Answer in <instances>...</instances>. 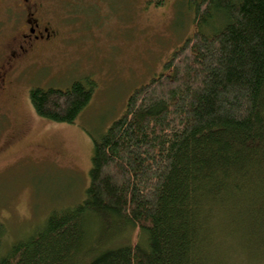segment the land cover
<instances>
[{
    "label": "trees",
    "instance_id": "obj_1",
    "mask_svg": "<svg viewBox=\"0 0 264 264\" xmlns=\"http://www.w3.org/2000/svg\"><path fill=\"white\" fill-rule=\"evenodd\" d=\"M188 2L196 30L94 138L84 198L0 249V264H212L224 243L264 256V0ZM92 94L83 80L29 90L61 122ZM124 223L144 239L109 245Z\"/></svg>",
    "mask_w": 264,
    "mask_h": 264
},
{
    "label": "rangeland",
    "instance_id": "obj_2",
    "mask_svg": "<svg viewBox=\"0 0 264 264\" xmlns=\"http://www.w3.org/2000/svg\"><path fill=\"white\" fill-rule=\"evenodd\" d=\"M110 1L104 9L68 11L80 38L26 67L0 92L1 252L39 229L51 209L84 198L94 138L123 113L129 94L161 72L172 51L197 28L188 0ZM75 80L92 81L93 94L72 122L36 113L31 87L66 88ZM90 230L89 238L95 237ZM110 232L109 245L144 239L130 223ZM226 244L218 246L212 264H264L263 253L257 255L252 246L234 251ZM92 256L73 253L71 261L83 263Z\"/></svg>",
    "mask_w": 264,
    "mask_h": 264
},
{
    "label": "flooded vegetation",
    "instance_id": "obj_3",
    "mask_svg": "<svg viewBox=\"0 0 264 264\" xmlns=\"http://www.w3.org/2000/svg\"><path fill=\"white\" fill-rule=\"evenodd\" d=\"M110 0H0V92L37 60L63 51L80 37L68 11L103 9ZM73 17V15H70ZM67 50V49H66Z\"/></svg>",
    "mask_w": 264,
    "mask_h": 264
}]
</instances>
